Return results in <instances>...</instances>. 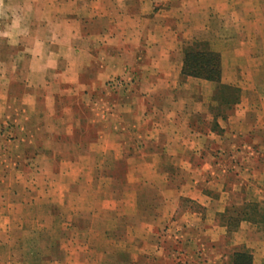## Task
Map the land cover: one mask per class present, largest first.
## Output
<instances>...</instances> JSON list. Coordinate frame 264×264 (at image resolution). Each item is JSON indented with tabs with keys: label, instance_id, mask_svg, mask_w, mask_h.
Returning <instances> with one entry per match:
<instances>
[{
	"label": "crops",
	"instance_id": "1",
	"mask_svg": "<svg viewBox=\"0 0 264 264\" xmlns=\"http://www.w3.org/2000/svg\"><path fill=\"white\" fill-rule=\"evenodd\" d=\"M194 44L237 100L183 73ZM0 131V244L52 230L65 264H264V222H227L264 210V0H3Z\"/></svg>",
	"mask_w": 264,
	"mask_h": 264
},
{
	"label": "rangeland",
	"instance_id": "2",
	"mask_svg": "<svg viewBox=\"0 0 264 264\" xmlns=\"http://www.w3.org/2000/svg\"><path fill=\"white\" fill-rule=\"evenodd\" d=\"M109 85L110 87L116 86L112 83H110ZM5 139L8 141L9 137ZM0 155L1 162L3 154L1 153ZM174 215L175 216L170 222L171 225L172 223L180 220H184L185 222L186 220L190 221L189 217H187V219H182L181 215H179L178 213H175ZM55 231L58 236H61V231L59 229H55ZM18 232L19 231H16L10 234L11 237H8V240L11 241L10 243L0 244V264H65V259L58 262H54L52 260L56 256L61 255V250L49 243L52 237L51 235H48V232L51 233L52 230H48V232H45L46 235L40 239L36 237L37 229H29L25 231L23 230L21 233ZM0 234L1 236L5 235V237H2L0 240H4V238L6 240L7 236L9 235V233L4 234L3 232H0ZM117 247L119 248V246ZM175 247H177L178 251L180 250L181 245H172V248ZM88 252L89 257L93 258V254L102 253V250L97 246H91V251L89 250ZM198 253L199 251H196V255H199L198 257L201 258L202 256ZM196 255L194 259H192L191 261L187 260L186 262H184L186 257H182L179 255V257L175 261H178V259L181 258V264H205L204 260H198ZM8 256H10L11 258H7V260H4V258ZM86 264H98V262L89 260Z\"/></svg>",
	"mask_w": 264,
	"mask_h": 264
},
{
	"label": "trees",
	"instance_id": "3",
	"mask_svg": "<svg viewBox=\"0 0 264 264\" xmlns=\"http://www.w3.org/2000/svg\"><path fill=\"white\" fill-rule=\"evenodd\" d=\"M183 73L185 75L201 77L218 83L217 88L225 97L229 95L238 99L239 90L237 88L220 84L222 67L221 56L208 48L206 45H191L186 49L185 65ZM241 219H249L254 222H264V210H260L258 205L245 207V210L239 211L235 216L227 219L229 226L236 228ZM231 228V229H232ZM233 261L235 264H251L253 261L252 252L248 248L236 250L233 253Z\"/></svg>",
	"mask_w": 264,
	"mask_h": 264
},
{
	"label": "clouds",
	"instance_id": "4",
	"mask_svg": "<svg viewBox=\"0 0 264 264\" xmlns=\"http://www.w3.org/2000/svg\"><path fill=\"white\" fill-rule=\"evenodd\" d=\"M3 3V0H0V4H2Z\"/></svg>",
	"mask_w": 264,
	"mask_h": 264
},
{
	"label": "built area",
	"instance_id": "5",
	"mask_svg": "<svg viewBox=\"0 0 264 264\" xmlns=\"http://www.w3.org/2000/svg\"><path fill=\"white\" fill-rule=\"evenodd\" d=\"M0 133H1V131H0Z\"/></svg>",
	"mask_w": 264,
	"mask_h": 264
}]
</instances>
